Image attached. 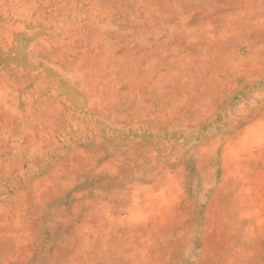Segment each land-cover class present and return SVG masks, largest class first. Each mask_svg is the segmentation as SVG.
<instances>
[{
	"label": "rangeland",
	"instance_id": "obj_1",
	"mask_svg": "<svg viewBox=\"0 0 264 264\" xmlns=\"http://www.w3.org/2000/svg\"><path fill=\"white\" fill-rule=\"evenodd\" d=\"M0 264H264V0H0Z\"/></svg>",
	"mask_w": 264,
	"mask_h": 264
}]
</instances>
